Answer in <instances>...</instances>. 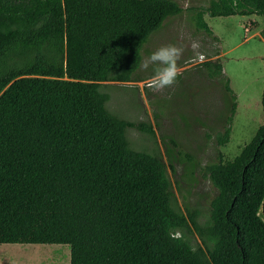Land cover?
I'll return each instance as SVG.
<instances>
[{"label": "trees", "instance_id": "trees-1", "mask_svg": "<svg viewBox=\"0 0 264 264\" xmlns=\"http://www.w3.org/2000/svg\"><path fill=\"white\" fill-rule=\"evenodd\" d=\"M183 11L177 0H0V244L69 245L70 264H264V123L233 160L206 167L218 194L201 222L176 206L160 154L130 146L129 127H154L112 113L100 92L141 82L143 46ZM206 14L264 18V0L196 9L213 35ZM218 60L203 63L213 78ZM225 89L222 145L237 110L229 79Z\"/></svg>", "mask_w": 264, "mask_h": 264}, {"label": "rangeland", "instance_id": "rangeland-1", "mask_svg": "<svg viewBox=\"0 0 264 264\" xmlns=\"http://www.w3.org/2000/svg\"><path fill=\"white\" fill-rule=\"evenodd\" d=\"M184 11L170 16L141 50L142 60L134 72L141 82H105L100 92L108 94V109L125 120L144 122L156 134L129 127L126 137L138 151L160 154L167 165L176 206L200 211L205 222L218 189L206 175L212 163L231 161L249 143L264 123L261 99L264 87V18L259 16L204 17L214 34L199 29L196 9L212 0H177ZM257 23L246 32L243 24ZM254 33L257 35L254 36ZM198 44L197 49L191 47ZM175 44L184 49L178 61L181 75L174 86L161 92L149 90L145 81L152 68L141 65L158 48ZM219 55V56H216ZM202 57V58H201ZM220 61L223 75L211 77L203 64ZM226 79L237 96V110L227 144L218 142L230 114L233 96L225 89ZM174 167V169L172 168ZM192 244H201L197 233ZM71 249L65 244H0V264H70Z\"/></svg>", "mask_w": 264, "mask_h": 264}, {"label": "clouds", "instance_id": "clouds-1", "mask_svg": "<svg viewBox=\"0 0 264 264\" xmlns=\"http://www.w3.org/2000/svg\"><path fill=\"white\" fill-rule=\"evenodd\" d=\"M191 47L195 50L198 48V44L193 42ZM183 52L182 47L169 44L158 48L146 57L141 67L144 70L152 68L153 74L145 81V85L149 90L161 92L175 85L177 77L182 74L178 61L181 59Z\"/></svg>", "mask_w": 264, "mask_h": 264}, {"label": "built area", "instance_id": "built-area-1", "mask_svg": "<svg viewBox=\"0 0 264 264\" xmlns=\"http://www.w3.org/2000/svg\"><path fill=\"white\" fill-rule=\"evenodd\" d=\"M257 20L255 18H251L250 20H247L244 24V30L248 32L250 30V27L254 26Z\"/></svg>", "mask_w": 264, "mask_h": 264}, {"label": "crops", "instance_id": "crops-1", "mask_svg": "<svg viewBox=\"0 0 264 264\" xmlns=\"http://www.w3.org/2000/svg\"><path fill=\"white\" fill-rule=\"evenodd\" d=\"M256 23H257V22H256ZM256 23H255V24H256ZM255 35H257V33H254V36H255ZM216 56H219V55H216Z\"/></svg>", "mask_w": 264, "mask_h": 264}]
</instances>
